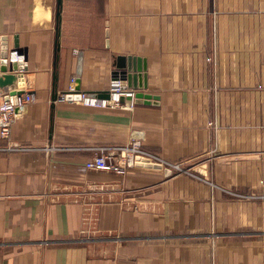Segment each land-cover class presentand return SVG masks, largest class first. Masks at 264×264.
I'll return each instance as SVG.
<instances>
[{
    "label": "crops",
    "instance_id": "0c3cea01",
    "mask_svg": "<svg viewBox=\"0 0 264 264\" xmlns=\"http://www.w3.org/2000/svg\"><path fill=\"white\" fill-rule=\"evenodd\" d=\"M58 8L0 0L27 49L0 102L36 97L0 134V264H264V0H62L57 53ZM118 56L146 60L150 100H54L55 72L58 95L109 90ZM133 140L189 163L86 167Z\"/></svg>",
    "mask_w": 264,
    "mask_h": 264
},
{
    "label": "built area",
    "instance_id": "2783aa9c",
    "mask_svg": "<svg viewBox=\"0 0 264 264\" xmlns=\"http://www.w3.org/2000/svg\"><path fill=\"white\" fill-rule=\"evenodd\" d=\"M75 53L81 56L82 51L76 49ZM23 59L24 55L19 54L17 51L11 52V61ZM77 81L78 75H73L70 79L68 90L58 95L57 99L94 108L132 109L136 104L137 90L124 84L121 80H113L109 88V98H100L97 92L79 90L77 88ZM70 95L73 96L71 99L68 97ZM12 98L13 99H6V97H4L0 102V134L2 138L7 140L11 139L12 128L17 120L23 116L27 106L36 100L35 95L30 92H24ZM146 161L159 164L170 170H185V163L169 164L156 154L144 150L140 140H133L121 146L103 148L99 155L86 162V167L89 170H102L125 174L128 170Z\"/></svg>",
    "mask_w": 264,
    "mask_h": 264
},
{
    "label": "water",
    "instance_id": "95a60500",
    "mask_svg": "<svg viewBox=\"0 0 264 264\" xmlns=\"http://www.w3.org/2000/svg\"><path fill=\"white\" fill-rule=\"evenodd\" d=\"M61 6L62 0H58V40L56 42L57 53L60 50V42H59V33H60V17H61ZM17 51L19 54L24 55L23 60L19 61H11V52ZM8 49V43L6 38L0 37V88L5 87H14V84L21 80V73H14V71H18L20 69L24 70V64L27 60V49L22 48L19 45L18 37L15 38V44L13 50ZM56 58H58V54H56ZM116 67L117 69L112 73L113 80H121L124 84L132 87L137 91L136 94V103H139L143 100H150L152 96L144 92V90L148 87V76L146 73L147 65L146 60L142 63V59L135 56H118L116 59ZM54 100L58 98L57 94V73L54 74ZM79 89V87H77ZM24 91L21 90H11L9 94L6 96V99H13L14 96H19L23 94ZM100 98H109L110 93L109 90L99 91L97 92ZM71 99L73 96H68ZM130 99V98H128ZM124 100V98H123Z\"/></svg>",
    "mask_w": 264,
    "mask_h": 264
},
{
    "label": "rangeland",
    "instance_id": "374dc122",
    "mask_svg": "<svg viewBox=\"0 0 264 264\" xmlns=\"http://www.w3.org/2000/svg\"><path fill=\"white\" fill-rule=\"evenodd\" d=\"M187 163H189V162H186L185 165H186ZM162 167H164V166H162ZM165 170H166V171H169V168H165Z\"/></svg>",
    "mask_w": 264,
    "mask_h": 264
}]
</instances>
